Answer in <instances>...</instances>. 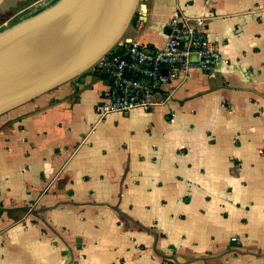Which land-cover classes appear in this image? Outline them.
Listing matches in <instances>:
<instances>
[{
	"label": "crops",
	"instance_id": "obj_1",
	"mask_svg": "<svg viewBox=\"0 0 264 264\" xmlns=\"http://www.w3.org/2000/svg\"><path fill=\"white\" fill-rule=\"evenodd\" d=\"M51 1L0 0V31ZM141 5L125 38L179 14L221 61L152 112L100 120L89 72L0 117V264H264V0Z\"/></svg>",
	"mask_w": 264,
	"mask_h": 264
},
{
	"label": "water",
	"instance_id": "obj_2",
	"mask_svg": "<svg viewBox=\"0 0 264 264\" xmlns=\"http://www.w3.org/2000/svg\"><path fill=\"white\" fill-rule=\"evenodd\" d=\"M140 5L58 0L0 31V117L88 74L126 37Z\"/></svg>",
	"mask_w": 264,
	"mask_h": 264
},
{
	"label": "built area",
	"instance_id": "obj_3",
	"mask_svg": "<svg viewBox=\"0 0 264 264\" xmlns=\"http://www.w3.org/2000/svg\"><path fill=\"white\" fill-rule=\"evenodd\" d=\"M40 3L36 1L32 7H41ZM145 12L140 5L137 19ZM221 59L201 21L179 14L168 23L167 43L161 49H147L124 38L90 71L97 76L108 73L113 81L100 101L98 116L104 120L111 114L128 115L134 110L152 112L173 96V92L166 93V86L188 82L193 69L210 73Z\"/></svg>",
	"mask_w": 264,
	"mask_h": 264
},
{
	"label": "trees",
	"instance_id": "obj_4",
	"mask_svg": "<svg viewBox=\"0 0 264 264\" xmlns=\"http://www.w3.org/2000/svg\"><path fill=\"white\" fill-rule=\"evenodd\" d=\"M57 1H58V0H52L50 5L54 4V3L57 2ZM46 8H47V7H46ZM44 9H45V8H44ZM44 9H42V10H44ZM42 10H41V11H42ZM41 11H39V12H41ZM39 12H37V13H39ZM37 13H35V14H37Z\"/></svg>",
	"mask_w": 264,
	"mask_h": 264
}]
</instances>
